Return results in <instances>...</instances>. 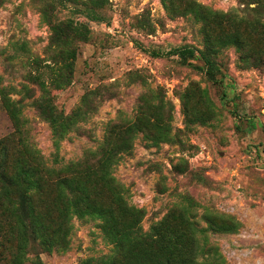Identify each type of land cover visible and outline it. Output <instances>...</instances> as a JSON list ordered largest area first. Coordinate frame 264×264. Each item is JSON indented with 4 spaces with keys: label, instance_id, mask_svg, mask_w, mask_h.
<instances>
[{
    "label": "rangeland",
    "instance_id": "374dc122",
    "mask_svg": "<svg viewBox=\"0 0 264 264\" xmlns=\"http://www.w3.org/2000/svg\"><path fill=\"white\" fill-rule=\"evenodd\" d=\"M85 1L0 0V75L11 96L22 101L37 149L49 166L84 164L91 153L102 150L111 132L137 119L155 92L153 105L164 104L167 113L172 107L174 139L158 141L155 131L143 129L112 169L128 201L145 210L144 230L177 205L194 203L190 215L199 228L209 229L207 209L240 222L233 233L206 232L226 264H264V65L249 66L237 47H224L214 55L220 70L209 75L203 60L183 63L171 54L185 45L207 48L204 24L192 14H178L163 0H105L96 10L100 20H94ZM195 1L240 18L259 15L251 7L257 1L264 4ZM69 22L80 28L74 42L77 55L70 81L52 87L54 102L70 114L88 91L99 89L102 96L96 112L62 141L57 162L51 126L33 105L40 90L32 76L50 81L58 70L52 25ZM191 108L199 111L195 118L188 113ZM12 130L8 114L0 109V138ZM52 193L50 187L39 198L41 210ZM73 223L69 248L42 251L44 264H80L112 251L100 218L75 216ZM198 236L204 244V234Z\"/></svg>",
    "mask_w": 264,
    "mask_h": 264
},
{
    "label": "trees",
    "instance_id": "16d2710c",
    "mask_svg": "<svg viewBox=\"0 0 264 264\" xmlns=\"http://www.w3.org/2000/svg\"><path fill=\"white\" fill-rule=\"evenodd\" d=\"M163 2L169 7L172 5L171 9L178 14H192L204 24L208 43L205 50L188 45L172 50L171 54L183 63L190 64L192 58L201 59L210 75L214 69L220 70L214 55L224 47L235 46L247 65H264V4L260 1L254 7L249 6L259 14L251 18L216 11L195 0ZM85 4L89 16L100 20L96 10L104 6L105 0H86ZM53 24V41L59 47L55 52L59 68L50 74V81L39 74L32 79L40 90L33 105L51 126L58 162L62 141L96 112L97 101L102 95L99 89L88 91L81 105L70 114L57 108L52 87L66 85L71 79L77 55L74 42L80 28L72 22ZM217 45L218 48L212 47ZM22 47H26V43ZM155 54L160 55L159 52ZM36 60L32 62L36 64ZM11 90L0 75V109L8 114L13 124V130L0 138V264H44L40 257L42 251L69 248L75 216L100 218L105 238L114 245L110 253L80 264H226L224 255L207 239L206 232L209 229L219 233L236 232L240 222L235 217L207 209L209 229L199 228L190 215L194 203L183 204L145 231V210L128 201L123 187L112 175L118 155L132 148L137 132L155 131L158 141L174 139L169 123L172 107L167 113L164 104L153 105L155 92L140 108L135 121L111 132L99 153H91L92 157L84 164L71 161L57 168L48 165L31 140L23 115L24 105L11 96ZM190 112L195 118L199 111L191 108ZM11 143L14 149L10 148ZM50 187L53 188L52 201L41 210L39 198ZM198 233L205 236L202 245Z\"/></svg>",
    "mask_w": 264,
    "mask_h": 264
}]
</instances>
